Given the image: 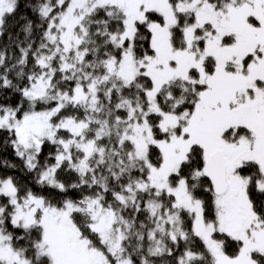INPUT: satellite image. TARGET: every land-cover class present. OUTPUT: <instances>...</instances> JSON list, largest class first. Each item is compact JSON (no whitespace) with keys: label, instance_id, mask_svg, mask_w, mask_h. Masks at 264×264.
Instances as JSON below:
<instances>
[{"label":"snow or ice","instance_id":"obj_1","mask_svg":"<svg viewBox=\"0 0 264 264\" xmlns=\"http://www.w3.org/2000/svg\"><path fill=\"white\" fill-rule=\"evenodd\" d=\"M21 3L0 264H264V0Z\"/></svg>","mask_w":264,"mask_h":264},{"label":"trees","instance_id":"obj_2","mask_svg":"<svg viewBox=\"0 0 264 264\" xmlns=\"http://www.w3.org/2000/svg\"><path fill=\"white\" fill-rule=\"evenodd\" d=\"M27 0H22V3H21V8H20V11L17 13V17L21 14V13H24L25 12V8H24V3H26ZM28 15H31V13H28ZM34 19V17H32ZM13 21H10V24H12ZM11 33H12V36L15 37L17 33H19V38L20 39H23L24 38V34L22 32H20V28L19 26H14L11 28ZM9 43V36L8 34H5L3 37H0V50L3 49V46L5 44ZM17 54H18V51H17ZM8 159L10 160L12 163H15L17 165H21V161L16 158L13 154H12V151L11 149H8L7 151H0V159ZM8 174H13V175H16L18 176L22 181H26V180H30L31 179V174H28V173H21V172H18L16 170H9Z\"/></svg>","mask_w":264,"mask_h":264}]
</instances>
